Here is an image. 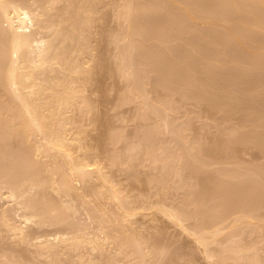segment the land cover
<instances>
[{
  "label": "rangeland",
  "instance_id": "rangeland-1",
  "mask_svg": "<svg viewBox=\"0 0 264 264\" xmlns=\"http://www.w3.org/2000/svg\"><path fill=\"white\" fill-rule=\"evenodd\" d=\"M42 1H26L31 4V8H36L33 10L46 9L45 14L42 11L44 14L42 17L37 12L40 19L46 17L45 21L41 19L43 23L40 21L42 26L48 25H45V28L43 26L46 29H43L44 31L41 29L42 26L39 27L43 32L39 33L38 31V33L42 37L47 35L46 37L50 39L48 40L53 42L51 46L52 44L54 46L50 51L56 50L57 55L55 57V53L49 51V54H53L52 56L48 54L50 57L56 59L58 56L59 62L63 61L64 63L67 59L70 63L66 62V66L64 64L65 67L62 68L63 63L61 62L60 66L59 62H56L53 64L56 66L58 64V67L54 66L52 69L51 62L53 61L50 58V67V63H46L44 64L45 68L42 66L40 70L35 67L33 70H40L36 73L38 74V77L35 76L36 80L33 77L36 71L31 76V72L28 73L31 71L28 70L31 67H28L27 74L30 76H26L33 77L32 81L35 80L37 87L41 81L39 79H42L41 72L44 71L42 74L47 75H42L43 80L46 77L47 81H44L41 86L43 89L42 87L45 85L46 89L43 90L46 92L43 93L40 89L41 93L38 87V92H36L37 89L35 90L36 94L39 93L36 95L37 97H33L35 93L30 95V91L27 89L33 88L34 92L36 84L32 83L30 78L28 81L31 85L26 84L28 81L24 76L19 79L26 81L25 83L22 81L26 87H24L26 91L22 88L25 91L24 94L22 93L25 95V99L29 96H32L33 99L36 97L35 103H38L40 99L41 101L48 100L46 103L43 102L44 100L42 101L44 108L52 103L46 109L40 104L41 101L38 104L42 107L41 110L40 106L33 107L36 109L40 107L38 108L39 112L44 110L42 113L44 119L48 114L52 117L54 113L53 118L56 120L48 118L45 121L53 120L52 123L56 121L55 126L53 124L55 129L58 131L64 129L63 132L67 131L68 133L60 135V131L57 134V131L54 130L56 133L54 135V131L52 133L54 127L49 122L47 123L49 126L45 125L44 127L46 130L43 127L39 129V131H43L42 134L39 131L36 134L38 127H35L36 129L33 127L35 130L33 132L31 129L35 125L32 123H37L40 118L34 117L35 121L33 122L31 114L33 110H31L32 112L27 110L28 116L32 119V121L30 120L32 125L30 124V133L27 132L26 135L25 132L29 131L26 130L28 124L23 129L25 126L19 121L20 119L18 122L14 121L15 119L17 121L20 116L26 115H20L21 112L17 114L18 110H23L19 108L23 105L16 102L19 100L20 103V99L14 96L17 95V92H14L15 84H10V79L4 78L2 76L4 71L0 69V77L4 82L1 81V83L5 84V87L0 86V90L3 88V92L0 91V94H5L4 98V94L0 96V106L4 104L13 107L15 106L13 103L19 105L18 110L16 106V111L13 110V113L17 112L15 113L17 117L10 114L12 108H0L4 111H0V180L4 185L1 186L0 183V187L1 189L5 188L0 189V264H264V28H262L264 27V0H261L263 4L260 0H235V3L234 0H229L230 4H228V0H186L189 5L195 1V7L193 5V7H189L187 3V6L184 5L182 2L184 0H173L174 2L171 0V3L168 0H155V2L154 0H150V2L148 0ZM231 2L234 5L237 3V7L240 6L239 15L241 14V16L234 10L236 8L231 6ZM177 3L181 6H178ZM173 4L180 8L177 10ZM196 4L198 5L196 6ZM136 6L137 8L142 6L141 10L134 8ZM191 7L193 11L194 8L197 9L196 12L200 11L204 20H199L201 19L200 15L199 19L193 17L192 11H190L192 9L189 10ZM145 8H149L148 11H144ZM182 8L187 13H181ZM237 9L240 10L239 7ZM260 9L263 11L260 12ZM248 12H251L250 15ZM130 13L133 16L132 14L130 16ZM189 13L192 16H189ZM127 15L129 16L127 17ZM253 15L260 22L263 19L261 25L258 24L262 29L257 27V23L255 25L252 23L255 20ZM188 17L194 18V20L196 18L198 21ZM77 20L79 21L77 22ZM56 29L59 30V35L56 34ZM250 30H255V34ZM81 31L84 32L80 34ZM130 32L131 34H129ZM54 34L58 36H54ZM69 35L71 36L69 37ZM58 37L61 38V42ZM77 37H79L78 39L82 38L83 41L82 39L76 40ZM257 37L258 39H256ZM84 40L88 45L84 43ZM3 41L0 38V53L4 50L1 49V45L4 46L6 43ZM79 42L86 44L90 49L83 45L81 47ZM8 44L9 42L6 43L7 46ZM68 49L69 51H67ZM60 50L62 54L57 52ZM80 50L84 53L88 52L87 55L82 54ZM63 53H66V56ZM233 53L237 54V57ZM7 57L8 55L4 59L0 58L7 60ZM79 63L85 65V68L88 66L89 71H86L84 67L83 69ZM77 64L81 70L77 71L75 75ZM69 65H72V68H69L72 71L76 69L73 73L71 72V75L75 76L71 77L75 79L72 81L69 80L71 78L65 77L71 76L70 70H64ZM26 68H23L22 72L20 71L21 74L26 73ZM59 78L64 82H60ZM71 82H75V85ZM9 85L14 86L13 92L8 89ZM53 85L54 89L51 87ZM4 88H7L6 91ZM49 88L52 92L50 96L47 93ZM7 91L10 95L5 93ZM33 92L31 91V93ZM56 92L58 95H55ZM40 93L48 97H41L38 100ZM59 93H62L61 96ZM8 95L13 96L11 100H8L10 99ZM51 96L55 97H52L53 102L48 99ZM2 98L4 101L1 102ZM14 98L17 99L14 100ZM61 99H64V103L67 100V104L65 103L67 108L62 105L63 102L60 103ZM30 102L32 103V98ZM54 103L58 106L53 107ZM70 103L71 105H69ZM29 107L32 108L31 105ZM24 108L26 110V107ZM36 109H34L35 112ZM47 109L53 113L51 114ZM6 112L5 116L9 115L8 117L3 116ZM40 114H37V117ZM25 120L26 118H24L23 124ZM45 121L41 117V120L38 121L40 124H35L41 126L43 125L41 123ZM26 122L28 123V121ZM16 123H20L22 126L19 124L18 127ZM57 123H60L58 127ZM3 126L6 128L8 126V128ZM15 127L22 129L17 130ZM51 127L53 128L50 129ZM16 130L18 133L22 132L21 135L24 138L22 136L21 138L26 141L16 136H20V134L14 133ZM31 133H35L36 136ZM51 135H58L57 140L60 138L65 141L73 159L71 156L67 157L65 151H60V149L57 151L49 142H47L48 146L46 141L50 140ZM26 136H30L28 144ZM62 136L66 139H63ZM53 137L52 139L55 141L56 139ZM40 143L42 145L44 143V146H40ZM32 144L34 148L37 147L35 150L42 147L41 150L36 151V154H39L37 159H34L36 154L33 147H30ZM45 145L47 146L45 147ZM27 147L33 151L32 155L35 154L30 158L31 154L28 153V157L26 153L29 162L24 158V152L28 150ZM42 150L43 152H41ZM53 150L56 154L53 153ZM78 157L79 159H76ZM80 157L83 158L82 161L85 159L90 165L85 168L86 166H83L85 161L81 162V169H86L88 172L90 169V173L85 170V172L82 170L79 172V166L77 169L71 167L72 165L77 166L81 161ZM70 158L73 160L72 164L71 160L66 163L65 160ZM91 161L95 165H92ZM29 165L31 167L35 165L36 170L38 168L40 173L35 169L34 172ZM53 165L56 166L53 167ZM98 165L103 169L96 168ZM93 166L95 170L92 169ZM28 168L31 169L30 172H28ZM18 169L21 170L20 174ZM96 170L100 173L99 176ZM31 171L34 172L33 175ZM73 171H77L74 172L76 174ZM77 173L81 177H78ZM63 174H67V176L64 177ZM106 174L109 178L106 177V179L110 183L104 179ZM29 175H32L31 183L37 175L36 177H39L34 180H38L42 176L40 180L43 182H40H48L51 187L47 183V186L38 183L39 186L38 184L36 186L38 190L34 191L36 188L34 185L29 187L31 184L28 183V181L30 182ZM84 175L87 177L90 175V177L87 178ZM22 176L25 178L27 176L28 179ZM46 177L48 180L45 179ZM23 179L25 180L22 182ZM60 180L64 182L61 183ZM67 180L71 185H67L69 182L66 184ZM59 181L63 185H59ZM13 182L17 186V183H21L19 186L22 189L18 187V191L29 187L27 189L29 192L25 191L26 194L23 192L22 195L21 193L23 197L19 196L18 200H13L9 194L11 193L9 188L12 189ZM111 182L113 183L111 184ZM115 185L116 188L112 187ZM13 186L15 187V185ZM62 186H65V189ZM40 187L43 188L40 189ZM68 188L73 191H69ZM34 192L37 193L36 196ZM41 193H45L43 196L47 200L42 198ZM115 193H120L119 202L118 194L116 196ZM31 194H34V197ZM26 195L29 199L32 197L34 201L29 202L31 200L28 201ZM42 199L43 201H41ZM23 200L28 202L24 207H21L20 205H24ZM35 202H38L36 208L41 210L43 208L44 211L46 206L45 209L48 207L47 210L50 211L49 213H46V210L42 211L45 215L42 224L43 215L40 216L41 219L39 216L38 219H35L37 213L40 214V212H36L33 217L35 220L32 219L31 222L34 223L24 222L23 218L19 219V213L28 214L29 212L26 211H30L29 208L31 209L29 215H32ZM28 203H33V206L28 205L26 208ZM50 204L52 205L50 206ZM16 207V212H14ZM36 208L35 210H38ZM234 211H241L240 217L249 212L250 217H246L247 219L244 220L242 216L243 220H240L237 216L238 212ZM243 211L247 212L243 213ZM229 213L232 215L230 214L229 218L227 216L228 219L221 223L224 224L221 227L223 230L218 225L222 232L220 229L217 231L216 224L220 223V219ZM171 214L172 216L175 214L173 216L175 219ZM16 215L18 217H15ZM54 215L57 216V220L61 219L59 223L55 221L56 225L52 220V222L50 221L51 217L52 219L55 217ZM128 215L130 216L128 217ZM64 217L67 220H62ZM178 217L184 220L181 221ZM236 217L239 218V221H237L238 218L236 219L237 223ZM10 219L11 223L16 219L14 224L18 222V224L24 225V231L16 233L12 229L13 227L11 228L13 224L10 223ZM54 219L56 220V217ZM217 221L218 223H216ZM225 225L226 228H224ZM205 226L211 228L208 230V227ZM213 229L216 230L215 233H218L217 238L211 235V240L208 238L209 240L205 239L203 242L198 237L203 236L206 231L208 236V233L213 232ZM57 233L67 234L74 238L69 236L71 243H67V240V244L64 241L55 240L53 244L49 242L52 245L50 248L48 244V247L42 246L35 240V237L43 234L52 240ZM215 233L213 232L214 235ZM43 247L46 248L43 249Z\"/></svg>",
  "mask_w": 264,
  "mask_h": 264
},
{
  "label": "bare ground",
  "instance_id": "bare-ground-1",
  "mask_svg": "<svg viewBox=\"0 0 264 264\" xmlns=\"http://www.w3.org/2000/svg\"><path fill=\"white\" fill-rule=\"evenodd\" d=\"M26 1H28V0H0V38H2V40H4L3 42H5V41H6V43L9 42L8 46L6 45V43H5L4 46L1 45V46H2L1 49H4V50L0 53V57H1V58L3 57V59H4V57L8 55V57L6 58V59L8 60V62H7V60H3V59H2V60L4 61V62H3V61L1 60V58H0V69H2V71H4V72L2 73V76H4V78L7 77L8 79H10V84H11V83L15 84V85H14L15 87L12 86L13 84L11 85V86H12V89L10 88L11 86L9 85L10 87H9L8 89H9L10 91L13 92V91H14V88H15V91H14V92H17V95H18V96H17V95H14V96L17 97V98L19 97L18 99H20V103H19V100H17L16 102H17L18 104H20L21 106L23 105L22 107H20V106L17 105L16 103H13V104H15L16 109H17L18 106H19V108H21L20 110L23 109L22 111H19V110L17 109V110H18V111H17L18 113H17V112H15V113L19 114V113L21 112L20 115H25V114H26L27 117H26V115H25V116H20V117H21V118H20L19 115H18L19 118H18L17 121H16V119H15L14 117H15V116L17 117V115H16L15 113H13L14 111H16V110H15V106H13V107H14V108H13V107H10L11 105H10V106L8 105V106H9V107H8L7 105L5 106V105L3 104L4 106L2 105V106H0V108H2V107H4V108L7 107V108H9V109L12 108V112H11L10 114H11V115L14 114V117L11 118V117H12V116H11L10 118H11V119H15V120H14L15 122H18V120L20 119L19 121H20V122L22 123V125H24V126L28 124L27 126H28L29 128H28V127L26 128V126H25L23 129L26 128V130H27V129L29 130V129H31V128H30V127H31L30 124L32 123V122L30 123V120L32 121V119H33L34 117L37 118V119L40 118L39 120H41V117H42V120H44V121L47 120L48 118H52L53 120H56V118H55V119L53 118L54 113L51 112L50 109H47V110H48V111L50 110L51 114L53 113V116L51 115L52 117H50V114L46 113V114L49 115V117H48V115L46 116V115L44 114V115L47 117V118L45 117L46 119H44V117L42 116V115H43L42 113H43L44 110L39 112V109H38V108L41 107L40 105H38L39 102L41 101L40 98H41V97L44 98L45 96H46V98L48 97L47 95H45V96H43V94L41 95L42 92L40 91L43 82H44V81H47L46 77H45L44 80H43V76H44L45 74L43 75L42 72H44V71L41 72V76H40V77H41L42 79H39L40 77L38 78L39 81L41 80V81H40V82H42L41 84H40V82H39L38 79H37V81L39 82V83L37 82V83H38V87H39V91L41 92L40 95H39V98H38V100H39V99H40V100H39V101L37 100L38 103H37V102L35 103V101H36L35 99H36V97H37L36 95H38L39 93H38V94L35 93V90H36V89H37L36 92H38V87H37V84H36L34 81L36 80V77H38V74H36V73H38L42 68H45V67H44V64H46V63L49 64V63H50V60H51L50 58H52L51 61H53V62H51V63H52V66H51V67H53L52 69H54V66H56V64L54 65L53 63H56V62H59V61H58V56H57V58H56L57 60L54 59V57H50V56H49V55L52 56V55L55 53V51H56V50L54 51V49H53L52 51H50V50H51V47L54 46V44H52V46H51V43H53V42H52V41H49L50 39L46 37L47 35H45L44 37H42V35L39 34V33L41 32L40 28H41L42 23H43V21H41V19H42V20L44 19V21H45V19H46V17L40 19V18H39V15H41L40 17H42V15L45 14V10H46V9L43 10L44 8H39V7H37V8H39L37 11H36V10H33V9H36V8H31V7H32L31 4L28 3V2H26ZM41 1H42V0H41ZM132 1H133V0H132ZM137 1H138V0H137ZM148 1L150 2V0H148ZM168 1H170V3H171V0H168ZM172 1H173V0H172ZM184 1H185V3H184ZM184 1H182L184 5H186V3H187L189 7L192 6V5L194 6L195 1H194V3H193L192 5H189V3L187 2L188 0H187V1L184 0ZM228 1H229V0H228ZM230 1H231V0H230ZM230 1H229L228 4H230ZM247 1H248V0H247ZM260 1H261V0H260ZM42 2H43V1H42ZM154 2H155V0H154ZM156 2H157V1H156ZM173 2H174V1H173ZM179 2H180V1H179ZM179 2H178V3H179ZM182 2H180V3H182ZM197 2H198V1H197ZM222 2H223V1H222ZM233 2L235 3V0H234ZM240 2H241V1H240ZM258 2H259V1H258ZM263 2H264V1H263ZM263 2L261 1V4H263ZM139 3H140V2H138V4H139ZM152 3H153V2H152ZM152 3H151V4H152ZM164 3H165V1H164ZM170 3H169V5H170ZM178 3H177V4H178ZM202 3H203V2H202ZM220 3H221V2H220ZM223 3H224V2H223ZM223 3H222V4H223ZM234 3L231 2V6L233 5V8H236V9H234V10H236V13L239 15V12L241 11L240 6L238 5V7H239V9H240V10H238V9H237L238 7L236 6L237 3H236V5H234ZM29 4H30V5H29ZM128 4H129V3H128ZM151 4H150V5H151ZM166 4H167V3H166ZM203 4H204V3H203ZM213 4H214V3H213ZM124 5H125V4H124ZM139 5H140V4H139ZM139 5H138V6H139ZM153 5H154V4H153ZM171 5H172V4H171ZM175 5H176V4H175ZM175 5L173 4V7H176L177 10L180 8V7H178V6H181V5H179V4H178V6H177V5L175 6ZM197 5H198V4H196V6H197ZM205 5H207V4H205ZM217 5H218V4H217ZM263 5H264V4H263ZM30 6H31V7H30ZM44 6H45V5H44ZM44 6H42V7H44ZM126 6H127V4H126ZM186 6H187V5H186ZM193 6H192V7H193ZM224 6H225V5H224ZM231 6H230V7H231ZM154 7H155V5H154ZM170 7H171V6H170ZM192 7L189 8V10L192 9V10H190V11H192L193 17H196L197 19H199L200 16H201L200 13H199L200 11H199V12H198V11L196 12L197 9L194 8V9H195V10H194L195 13L198 15V16H197V15L194 13ZM194 7H195V6H194ZM202 7H203V6H202ZM202 7H201V8H202ZM243 7H244V6H243ZM257 7H258V6H257ZM134 8H137V6L134 7ZM141 8H142V6H141ZM141 8L139 7V8H137V10H141ZM233 8H232V9H233ZM40 9H42V10H40ZM48 9H49V8H48ZM148 9H149V8H147V9L145 8L144 11H146V10L148 11ZM168 9H169V7H168ZM170 9H172V8H170ZM198 9L200 10V7H199ZM203 9H204V8H203ZM262 9H263V8H262ZM262 9H260V12H261ZM129 10H130V9H129ZM134 10H135V9H134ZM152 10H153V7H152ZM182 10H183V11H181V13H187L186 11H184L183 8H182ZM237 10H238V12H237ZM249 10H250V8H249ZM40 11H41V12H40ZM42 11H44V14H43ZM126 11H127V10H126ZM135 11H136V10H135ZM135 11H134V12H135ZM206 11H207V10H206ZM245 11H246V9H245ZM256 11H257V10H256ZM262 11H263V10H262ZM37 12L39 13V15H38ZM129 12H130V11H129ZM131 12H132V11H131ZM134 12H133V14H134ZM260 12H259V13H260ZM41 13H42V14H41ZM181 13H180V14H181ZM248 13H249L248 15H250L251 12H248ZM252 13H253V12H252ZM131 14H132V13H130V16H131ZM133 14H132V16H133ZM192 14L189 13V16H190V15L192 16ZM194 14H195L196 16H195ZM262 14H263V13H262ZM185 15L188 16V14H185ZM199 15H200V16H199ZM251 15H252V14H251ZM128 16H129V15H127V17H128ZM183 16H184V14H183ZM239 16H241V14H240ZM73 17H75V16L73 15ZM161 17H162V16H161ZM179 17H180V16H179ZM202 17H203V16H201V19H199V20H202V19L204 18V17H203V18H202ZM242 17H243V16H242ZM242 17H241V18H242ZM246 17H247V16H246ZM261 17H263V16H261ZM261 17H260V18H261ZM188 18L191 19L190 17H188ZM196 18H195V20H194V18H192V19H193L194 21H198ZM260 18H259V19H260ZM72 19L74 20V18H72ZM192 19H191V20H192ZM253 19H255V18H254V15H253ZM132 20H133V17H132ZM203 20H204V19H203ZM256 20H257V22H256ZM260 20H261V19H260ZM40 21H41L42 23H41ZM78 21H79V20H77V22H78ZM245 21H246V20H245ZM254 21H255V22H254ZM254 21H253L252 23H253L254 25L257 23V24H256L257 27L260 28V25H261V22L263 21V19H262V21L260 22V21L258 20V18L256 17V19H255ZM258 21H259L260 23H259ZM74 22H75V21H74ZM80 22H81V21H80ZM173 22H174V21H173ZM39 23H40L41 25H40ZM82 23H83V22H82ZM82 23H80V24H82ZM85 23H86V22H85ZM85 23H84V24H85ZM239 23H240V21H239ZM69 24H70V23H69ZM74 24H75V23H74ZM80 24H79V26L82 27ZM87 24H88V23H87ZM87 24H85V25H87ZM237 24H238V23H237ZM253 24H252V25H253ZM258 24H260V25H258ZM263 24H264V23H263ZM45 25H46V24L43 25L44 28H45ZM51 25H52V24H51ZM66 25H67V24H66ZM239 25H240V24H239ZM241 25H242V24H241ZM43 26H42V28H41L42 30L44 29ZM46 26H48V25H46ZM63 26H64V25H63ZM67 26H68V25H67ZM243 26H244V25H243ZM39 27H40V28H39ZM64 27H66V26H64ZM255 27H256V26H255ZM47 28H48V27H47ZM49 28H51V27H49ZM56 28H57V27H56ZM68 28H69V27H68ZM70 28H71V27H70ZM259 28H258V29H259ZM262 28H264V27H262ZM262 28H260V29H262ZM59 29H60V28H59ZM72 29H73V28H72ZM75 29H76V26H75ZM80 29H81V28H80ZM82 29H83V28H82ZM85 29H87V28H85ZM247 29H249V28H247ZM44 30H46V29H44ZM44 30H43V31H44ZM51 30H52V29H51ZM56 30H57V32L59 31L58 29H56ZM69 30H71V29H69ZM256 30H257V29H256ZM38 31H39V33H38ZM43 31H42V32H43ZM66 31H67V30H66ZM78 31H79V30H78ZM78 31H77V32H78ZM84 31H85V30H84ZM84 31H81L80 34H82ZM254 31H255V30H253V31L250 30V32H253V33H254ZM42 32H41V33H42ZM51 32H52V31H51ZM53 32H54V31H53ZM57 32H56V34L59 35L60 32H58V33H57ZM68 32H69V31H68ZM75 32H76V30H75ZM79 32H80V31H79ZM248 32H249V30H248ZM45 33H46V32H45ZM73 33H74V32H73ZM134 33H135V32H134ZM38 34L41 35V36H39ZM56 34H54V36H55ZM67 34H69V33H67ZM70 34H71V32H70ZM76 34H78V33H76ZM129 34H131V32H130ZM233 34L235 35V37L237 36L235 32H234ZM254 34H255V33H254ZM58 35H56V36H58ZM64 35H66V34H64ZM132 35H133V32H132ZM137 35H138V32H137ZM251 35H252V34H251ZM70 36H71V35H69V37H70ZM79 36H80V35H79ZM86 36H87V35H86ZM86 36H85V37H86ZM252 36H253V35H252ZM45 37H46V38H45ZM73 37H74V36H73ZM231 37H232V36H231ZM238 37H239V36H238ZM255 37H256V36H255ZM259 37H260V36H259ZM261 37H262V36H261ZM62 38H63V37H62ZM66 38L68 39V36H67ZM78 38H79V37H77L76 40H81V39H82V38H81V39H78ZM240 38H241V37H240ZM240 38H239V39L236 38V39L241 40ZM48 39H49V40H48ZM58 39H59V41L61 40L60 37H58ZM84 39H86V38H84ZM256 39H258V37H257ZM261 39H262V38H261ZM55 40H56V38H55ZM64 40H65V39H64ZM64 40H63V41H64ZM70 40H71V39H70ZM86 40H87V39H86ZM86 40H84V43L87 44V41H86ZM246 40H247V39H246ZM48 41L50 42V45H49V42H48ZM82 41H83V39H82ZM89 41H90V40H89ZM1 42H2V41H1ZM60 42H61V41H60ZM76 42H78V41H76ZM90 42H91V41H90ZM227 42H228V38H227ZM232 42H234V41H232ZM240 42H241V41H240ZM258 42H259V41H258ZM57 43H58V42H57ZM64 43H66V42H64ZM80 43H81V42H79V44H80ZM79 44H78V45H79ZM86 44H83V43H82V44H80V46L83 45V46H85V47H87V48L90 49V47L87 46L88 44H87V45H86ZM59 45H62V44L59 43ZM59 45H58V46H59ZM69 45H70V43H69ZM90 45H91V44H90ZM90 45H89V46H90ZM255 45H256V44H255ZM258 45L260 46V45H262V44H258ZM5 46H7V47H5ZM70 46H71V45H70ZM80 46H79V47H80ZM4 47H5V48H4ZM65 47L67 48V46H65ZM74 47H75V46H74ZM81 47H82V46H81ZM261 47H262V46H261ZM261 47H260V48H261ZM263 47H264V46H263ZM52 48H53V47H52ZM239 48H240V47H239ZM5 49H6V51H5ZM7 49H8V50H7ZM80 49H85V48H80ZM233 49H234V48H233ZM233 49H232V50H233ZM237 49H238V48H237ZM258 49H259V48H258ZM77 50H78V49H77ZM86 50H87V49H86ZM243 50H244V49H243ZM248 50H249V49H248ZM252 50H253V49H252ZM262 50H263V49H262ZM4 51H5V52H4ZM49 51H50L51 53H53V54H49ZM63 51L66 52L65 50H63ZM67 51H69V49H68ZM83 51H85V50H83ZM89 51H90V50H89ZM234 51H235V50H234ZM236 51H238V50H236ZM249 51H250V50H249ZM57 52L61 53V50H60V51H57ZM70 52H71V49H70ZM77 52H78V51H77ZM80 52H81V50H80ZM85 52H87V51H85ZM240 52H241V50H240ZM244 52H245V50H244ZM247 52H248V51H247ZM252 52H253V51H252ZM263 52H264V50H263ZM59 53H58V54H59ZM67 53H68V52H67ZM81 53L83 54L84 52H81ZM87 53H88V52H87ZM87 53H84V55H87ZM242 53H243V52H242ZM2 54H3V55H2ZM6 54H7V55H6ZM48 54H49V55H48ZM61 54H62V53H61ZM63 54H65V56H66V53H63ZM237 54H238V52H237ZM237 54L234 55V53H233V55L236 56V57H237ZM245 54H246V53H245ZM253 54H254V53H253ZM56 55H57V53H55L54 56L56 57ZM247 55H248V54H247ZM249 55H251V54H249ZM259 55H260V52H259ZM262 55H263V54H262ZM60 56H61V55H60ZM60 56H59V57H60ZM241 56H242V55H241ZM243 56H244V55H243ZM263 56H264V55H263ZM68 57H69V55H68ZM251 57H252V55H251ZM62 58H63V57H62ZM65 58H66V57H65ZM246 58H247V57H246ZM249 58H250V57H249ZM53 59H54L55 61H54ZM60 59H61V58H60ZM68 59H69V58H68ZM70 59H71V58H70ZM70 59H69V60H70ZM239 59H240V56H239ZM242 59H243V57H242ZM262 59H263V57H262ZM61 60H63V59H61ZM61 60H60V61H61ZM64 60H65V59H64ZM87 60H88V59H87ZM247 60H249V59H247ZM1 61H2V62H1ZM250 61H252V60H250ZM61 62L63 63V61H61ZM61 62L58 63L60 66H61V64H62ZM66 62H68L67 59H66ZM66 62H64V63L62 64V65H63L62 68L66 66V64H67ZM76 62H77V61H76ZM86 62H88V61H86ZM253 62H254V61H253ZM51 63L49 64V67H50ZM60 63H61V64H60ZM65 63H66V64H65ZM69 63H70V62H68V64H69ZM254 63H255V62H254ZM262 63H263V62H262ZM58 64H57L56 67H58ZM64 64H65V66H64ZM80 64H81V63H79V65H80ZM79 65H78V64L76 65V69H77V70L75 69L76 71L73 69V71H75L74 74L77 73V71H80V70H81V69H80L81 67L83 68V67L85 66V65H84V66H83V65H80V66H81V67H80ZM253 65H254V64H253ZM42 66H43V67H42ZM69 66H70V67H69ZM69 66H68V68H65L64 70H67V69H68V71L70 70L69 73H70V75H71V74L73 73V71H72V69H69V68H72V65H69ZM73 66H74V65H73ZM25 67H27V68L25 69V70H26V73L24 74V72H23V73H22L23 75H22V74H21L22 69L25 68ZM28 67H29V68L31 67V68H33V69H31V68L28 69ZM35 67H38L39 69H40V67H42V68H41L40 70H39L38 68H36V69H38L39 71L35 70V71H36V72H35V71H33V70L35 69ZM79 67H80V68H79ZM73 68H74V67H73ZM84 68H85V67H84ZM84 68H83V69H84ZM87 68H89V67L87 66ZM87 68H85L86 71H87V70L89 71V69H87ZM27 69H28V70H31V71H28ZM55 69H56V68H55ZM83 69H82V70H83ZM25 70H23V71H25ZM43 70H44V69H43ZM57 70H58V68H57ZM20 71H21V72H20ZM27 71H28V73H29V72L32 73V74L30 73L31 76H32L33 73L35 72V73H34V76H33L35 80L32 81L33 77H28V76H26V75H29V74H27ZM83 71H85V70H83ZM0 72H1V71H0ZM62 72H63V71H62ZM65 72H66V71H65ZM71 72H72V73H71ZM81 72H82V71H81ZM82 73H83V72H82ZM90 73H91V72H90ZM3 74H4V75H3ZM20 74H21V77H20ZM39 74H40V73H39ZM47 74H49V73H47ZM58 74H59V73H58ZM58 74H57V75H58ZM88 74H89V73H88ZM30 75H29V76H30ZM42 75H43V76H42ZM66 75H67V73H66ZM75 75H76V74H75ZM23 76L27 79V81H28V78H30L29 80H30L32 83L34 82V83L36 84V88L34 87V88H35V89H34V92H33V90H32L33 88H30V89L27 88V89H28V91H30V92H29L30 95H32V94L35 93V94L33 95V97L36 96L34 99H33L32 96H31V97H30L29 95H28V96L30 97V100H31V98H32V103L37 104V105H33V104L30 102V100L28 99L29 97H27V95H26L27 98L25 99V97H24L25 95H23V94H24L23 92L26 91V89H25L26 87L24 86L23 82L25 83L26 81L23 80V79H21V80L23 81V82H22V81H20V79H19V78H22ZM35 76H36V77H35ZM45 76H47V75H45ZM60 76H61V75H60ZM65 77H67V78H71V77H75V76L71 75L70 77H68V76H65ZM67 78H64V79L66 80ZM45 79H46V80H45ZM59 79H60V78H59ZM62 79H63V77H62ZM42 80H43V81H42ZM48 80H49V79H48ZM69 80L72 81V80H75V79L71 78V79H69ZM76 80H77V79H76ZM1 81H2V83H4L3 80H2V78L0 77V86L2 85L1 87H3V86L5 87V84H2ZM50 81H51V80H50ZM56 81H58V80H56ZM61 81H63V80L60 79V82H61ZM67 81H68V80H67ZM54 82H55V81H54ZM63 82H64V81H63ZM65 82H66V81H65ZM28 83H29V81H28L26 84H28ZM55 83H56V82H55ZM57 83H58V82H57ZM71 83H72V82H71ZM74 83H75V82H74ZM74 83H72V84H74ZM50 84H51V83H50ZM29 85H31V83H29ZM39 85H40V86H39ZM58 85H59V84H58ZM62 85H63V84H62ZM74 85H75V84H74ZM33 86H35V85L33 84ZM70 86H71V85H70ZM70 86H69V87H70ZM13 87H14V88H13ZM24 87H25V88H24ZM27 87H28V85H27ZM29 87H31V86H29ZM51 87L53 88L54 85L51 86ZM56 87H58V86H56ZM62 87H63V86H62ZM22 88H24L25 91H23L24 89L22 90ZM42 88L44 89V88H45V85H44V87H42ZM60 88H61V87H60ZM60 88H59V91H60ZM63 88H64V87H63ZM71 88H72V87H71ZM4 89H5V88H4ZM6 89H7V88H6ZM6 89H5V91H6ZM43 89H41V90L43 91V93H45L46 91L44 92V90H45L46 88H45L44 90H43ZM50 89H51V88H49V90H50ZM53 89H54V88H53ZM53 89H52V90H53ZM61 89H62V88H61ZM2 90H3V88H2L0 91H2ZM21 90H22V91H21ZM49 90H48L47 93H48L49 96H50V95L52 94V92H51V90H50V93H49ZM55 90H56V88H55ZM66 90H67V86H66ZM31 91H32L33 93H31ZM56 91H58V90H56ZM68 91H69V90H68ZM70 91H71V90H70ZM2 92H3V91H2ZM12 92H11V93H12ZM64 92H66V91H64ZM5 93H8V94H9V91H7V92H5ZM22 93H23V94H22ZM47 93H46V94H47ZM3 94H4V93H3ZM3 94H0V96H3ZM26 94H27V93H26ZM61 94H62V93H59L60 96H61ZM6 95H7V94H6ZM9 95H10V94H9ZM9 95H8V96H9ZM53 95H54V94H53ZM55 95H58L57 92H56ZM64 95H65V94H64ZM64 95H62V96L65 97L66 95H65V96H64ZM68 95H69V93H68ZM71 95H72V94H71ZM69 96H70V95H69ZM69 96H67V97H69ZM72 96H73V95H72ZM4 97H5V94H4L3 98H4ZM12 97H13V96H12ZM12 97L9 96L10 99H8V100H11ZM52 97H53V96H51V98H48V99H49V101L52 100V102H53ZM63 97H62V98H63ZM75 97H76V96H75ZM3 98L1 99V102H2ZM17 98H14V100L17 99ZM46 98H45V99H46ZM53 98H55V97H53ZM57 98H58V97H57ZM59 98H60V97H59ZM50 99H51V100H50ZM66 99H67V98H66ZM66 99H65V100H66ZM68 99H69V98H68ZM28 100H29V101H28ZM43 100H44V99H43ZM43 100H42V101H43ZM54 100H55V99H54ZM61 100H62V99H61ZM72 100H73V99H72ZM3 101H4V100H3ZM33 101H34V102H33ZM42 101L40 102V104H41L42 107L44 108V106H43V102L46 103V101H48V100H44L43 102H42ZM66 101H67V100H66ZM66 101H65V103H66ZM70 101H71V100H70ZM6 102H7V101H6ZM12 102H13V101H12ZM29 102H30V104H29ZM57 102H58V101H57ZM61 102H63L62 105H64V107H66V104H67V103H66V104L64 103V99H63L62 101H60V103H61ZM68 102H69V101H68ZM21 103H22V104H21ZM49 103H50V102H49ZM0 104H1V103H0ZM5 104H6V103H5ZM7 104H8V103H7ZM10 104H12V103L10 102ZM51 104H52V103H50V104H48V105L51 106ZM56 104H57V103H56ZM29 105H31L32 108H30ZM69 105H71V103H70ZM33 106H34V107L40 106V107H38V108L36 109V108H34ZM49 106H45V107L47 108V107H49ZM52 106H53V107L56 106L55 103H54V105H52ZM57 106H58V105H57ZM57 106H56V107H57ZM59 106H60V105H59ZM24 107H26V110H25ZM42 107L40 108V110L42 109ZM67 107H68V106H67ZM67 107H66V108H67ZM46 108H44V109H46ZM50 108H51V107H50ZM34 109H36V110L38 111V113H37V111L35 112ZM55 109H56V108H55ZM55 109H54V110H55ZM59 109H60V108H59ZM61 109H62V108H61ZM61 109H60V110H61ZM1 110H2V109H0V111H1ZM5 110H6V109H5ZM13 110H14V111H13ZM27 110H28V112H32L31 110H33L34 113H33V112L31 113L33 116L30 115V116H32V119H30V117L28 116L29 114L26 112ZM52 110H53V109H52ZM54 110H53V111H54ZM56 110H57V109H56ZM2 111H3V110H2ZM7 111H8V110H7ZM9 111H10V110H9ZM23 111H24V112H23ZM45 111H46V110H45ZM48 111H47V112H48ZM3 112H4V111H3ZM3 112H2V113H3ZM25 112H26V113H25ZM58 112H59V110H58ZM58 112H57V113H58ZM22 113H23V114H22ZM35 113H37V114H40V113H41V114L38 115L39 117H37V114H35ZM57 113H56V115H57ZM0 114H1V112H0ZM5 114H7V112L4 113V115H3L4 117H8V116H9V115H6V116H5ZM34 114H35L36 116H35ZM3 116H2V117H3ZM0 117H1V116H0ZM22 117H23V119H22ZM28 117H29V120H27ZM58 117H59V116H58ZM24 118H26L25 122L28 121V123L26 122V124H25V122H24V124H23ZM60 118H61V117H60ZM7 119H8V118H7ZM57 119H58V118H57ZM39 120H38V121H39ZM49 120H50V119H49ZM53 120H52V121H53ZM2 121H3V120H2ZM7 121L9 122L10 119L7 120ZM7 121H6V122H7ZM11 121H12V120H11ZM14 121H13V124H15ZM34 121H35V120L33 119V122H34ZM36 121H37V120H36ZM38 121H37V123L40 124V122H38ZM52 121H51V122L49 121V122L52 123ZM60 121H61V120H60ZM0 122H1V121H0ZM3 122H4V121H3ZM3 122H2V123H3ZM41 122H42V121H41ZM49 122H48V121H45L44 123H41V124H43V125H41V126H40V125H36V124H37L36 122H35L36 124H35V123H32V124H34L35 126H32V129H31V130H33V127H34V128H35V127H38V128H37L38 130H36V134H37V131H39V129H42V127L44 128L45 125L47 126V125H48L47 123H49ZM55 122H56V121H55ZM55 122L52 123V126H53V124H54V126H55V124H56ZM2 123H1V125H2ZM62 123H63V122H62ZM5 124H6V123H5ZM10 124H11V123H9V125H10ZM13 124H12V125H13ZM19 124H20V123H18V124L16 123V126L19 127V126L21 125V124H20V125H19ZM32 124H31V125H32ZM63 124H64V123H63ZM22 125H21V126H22ZM59 125H60V123H57L56 126L58 127ZM10 126H11V125H10ZM39 126H40L41 128H40ZM48 126H49V125H48ZM50 126H51V125H50ZM54 126H53V127H54ZM3 127H5V126H3ZM53 127H51L50 129H52ZM64 127H65V125H64ZM5 128H6V127H5ZM7 128H8V126H7ZM7 128H6V129H7ZM9 128H10V127H9ZM15 128H16V127H15ZM62 128H63V127H62ZM1 129H2V128H1ZM16 129L19 130V129H22V128L20 127V128H16ZM35 129H36V128H35ZM44 129H45V128H44ZM44 129H43V130H44ZM17 130H16V131H17ZM45 130H46V129H45ZM45 130H44V132H46ZM54 130H56L55 127H54V129H52V133H53ZM63 130H64V129H63ZM63 130H61V131L59 130V131H60V133H59L60 135H62V134H64V133L67 132V131H66V132H65V131L63 132ZM2 131H3V130H2ZM11 131H12V130H11ZM16 131H14L15 134H20V136L16 135L18 138L20 137V139H22L21 136L24 138V136L21 135L22 132H21V133H18V131H17V133H16ZM22 131H23V130H22ZM47 131H49L48 128H47ZM56 131H57V134H58L59 131H58V130H56ZM24 132H25V131H24ZM24 132H23V133H24ZM27 132L30 133V130L25 132L26 135H27ZM33 132H35V130H33ZM39 132H41V131H39ZM42 132H43V131H42ZM42 132H41V134H42ZM61 132H63V133H61ZM9 133H10V132H9ZM29 133H28V135H30ZM67 133H68V132H67ZM67 133H66V134H67ZM15 134H14V135H15ZM31 134H35V133H31ZM36 134H35L34 136H36ZM39 134H40V133H38V135H39ZM41 134H40V136H41ZM46 134H48V133H46ZM50 134H51V131H50L49 135H50ZM66 134H64V135H66ZM24 135H25V134H24ZM38 135H37V136H38ZM54 135H56L55 131H54ZM54 135H51V136L53 137ZM12 136H13V135H12ZM29 137H30V136H28V137L26 136V138H27V144H28V142H29V141H28ZM42 137H44V136H42ZM42 137H41V138H42ZM45 137H46V136H45ZM52 137H51V138L49 137L50 140H48V141L45 140L46 143H47V142L51 143L52 146H53L54 148L57 149V151H58L59 149H60V151H62V150L65 151V152L67 153V154H66L67 157H68V156H71V158H72V155H71L72 153H70V151L68 150V147H67V144L65 143V141L62 140V139H60V138L57 140L56 137L58 138V135L53 137V138L56 139L55 141H54V139H52ZM59 137H60V136H59ZM62 137H63V136H62ZM26 138H25V139H26ZM72 138H74V137H72ZM36 139H38V138L36 137ZM47 139H48V135H47ZM51 139H52V140H51ZM63 139H66V138L63 137ZM70 139H71V138H70ZM22 140H24V139H22ZM31 140H32V138H31ZM31 140H30V141H31ZM38 140H39V139H38ZM38 140H36V141H38ZM42 140H43V139H42ZM67 140H68V138H67ZM71 140H73V139H71ZM71 140H70V141H71ZM75 140H76V138H75ZM20 141H21V140H20ZM24 141H26V140H24ZM24 141H23V143H24ZM32 141H33V140H32ZM41 142H42V141H41ZM21 143H22V142H21ZM23 143H22V144H23ZM30 143H31V142H30ZM34 143H35V142H34ZM38 143H39V142H38ZM44 143H45V142H44ZM44 143H43V145H42V143H40V146L42 145V147H43V146H44ZM46 143H45V144H46ZM49 143H47L48 146H49ZM71 143H72V142H71ZM37 145H38V144H37ZM70 145H71V144H70ZM40 146H39V147H40ZM46 146H47V145H45V147H46ZM30 147H33V144H32ZM30 147H27V149H28L29 151H28V150L25 151L26 148H25V150H24L25 152L23 151V152L25 153V154H24V155H25L24 158L26 159V161H27V159H28V158H26L27 155H28V157H29V154H31V155H30V156H31L30 158H32V156L36 154V151H39V150L42 149V147H41L40 149L35 150V148H37V147H35V148L33 147V149H34L33 151H34L35 154L32 155L33 151H32V150L30 151V149H31ZM39 147H38V148H39ZM45 147H44V148H45ZM50 147H51V146H50ZM50 147H49V148H50ZM53 147H52V148H53ZM49 148H48V149H49ZM50 150H51V148H50ZM1 151H2V150H1ZM53 151H54L53 153H55V150H53ZM31 152H32V153H31ZM41 152H43V150H42ZM41 152H40V154H41ZM47 152H48V151H47ZM26 153H27V155H26ZM28 153H29V154H28ZM48 153H49V152H48ZM53 153H52V154H53ZM74 153H75V152H74ZM74 153H73V154H74ZM49 154H51V153H49ZM55 154H56V153H55ZM62 154H63V153H62ZM22 155H23V154H22ZM38 155H39V154H38ZM38 155L36 154L34 159H37V158H38ZM74 155H75V154H74ZM74 155H73V156H74ZM36 156H37V157H36ZM53 156H54V155H53ZM53 156H52V157H53ZM57 156H58V155H57ZM21 157H22V156H21ZM33 157H34V156H33ZM59 157H60V156H59ZM67 157H66V158H67ZM76 157H77V156H76ZM85 157H86V156H85ZM85 157H84V158H85ZM71 158L65 160V162L68 163L67 161H68V160H71ZM80 158H81V157H80ZM20 159H21V158H20ZM55 159H57V158H55ZM60 159H61V157H60ZM72 159H73V158H72ZM76 159H79V157L76 158ZM82 159H83V158H81V161L77 164V166H75V165L73 166V165H72L71 167H72V168H73V167H74V168L76 167V169H77V167L79 166L80 168H79L78 170H79V172H80V170H82L80 165H81L82 163H84V161H85V159H84V161H82ZM31 160H32V159H31ZM22 161H23L22 163H24V160H22ZM26 161H25V163L27 164ZM29 161H30V160L28 159V162H29ZM58 161L61 162V160H59V159H58ZM72 161H73V160H71V164H72ZM76 161H77V160H76ZM15 162H16V161H15ZM19 162H20V161H19ZM32 162H33V161H32ZM36 162H37V161H36ZM55 162H56V160H55ZM81 162H82V163H81ZM91 162H92V161H91ZM33 163H35V161H34ZM38 163H39V162H38ZM58 163H59V162H58ZM86 163H87V162L85 161V163L83 164V166H86L85 168H87V166L89 165V162H88L87 164H86ZM13 164H14V163H13ZM28 164H30V163H28ZM55 164H56V163H55ZM90 164H91V163H90ZM93 164L95 165V163L92 162V165H93ZM18 165H19V164H18ZM31 165H33V164H31ZM31 165H29V166L31 167ZM35 165H36V164H35ZM35 165H34V167H33V166L31 167V168H33V169H32L33 171H34V169L36 170V166H35ZM56 165H57V164H56ZM56 165H53V167H55ZM58 166H59V165H58ZM83 166H82V168L84 169ZM89 166H90V165H89ZM12 167H14V166H12ZM16 167H17V166H16ZM62 167H63V166H62ZM62 167H61V168H62ZM65 167H66V166H65ZM71 167H70V168H71ZM99 167L101 168V166H99V165H98V167L96 166V168H98V169L100 170ZM19 168H20V167H19ZM70 168H69V169H70ZM74 168H73V169H74ZM14 169H15V167H14ZM28 169H29V168H28ZM76 169H75V170H76ZM92 169H94V166H93ZM101 169H103V168H101ZM18 170H19V169H18ZM26 170H27V169H26ZM30 170H31V169H29L28 172H30ZM62 170H64V169H62ZM78 170H77V171H78ZM84 170L87 171L86 169H84ZM84 170H82V171H84ZM94 170H95V169H94ZM10 171H11V170H10ZM33 171H31L32 175H33V173L35 172V171H34V172H33ZM36 171H37L38 173H40V170H39L38 168H37ZM60 171H61V170H60ZM77 171H73V173H74V172H77ZM85 171H84V172H85ZM20 172H21V170H19V174H20ZM28 172H27V173H28ZM61 172H62V171H61ZM91 172H92V170H91ZM96 172H98V171L96 170ZM100 172H101V171H100ZM2 173H3V172H2ZM23 173H24V172H23ZM23 173H21V174H23ZM62 173H63V172H62ZM81 173H83V172H81ZM81 173H79V174H81ZM87 173H90V169H89V172L87 171ZM87 173H85V174L87 175ZM98 173H99V172H98ZM35 174H37V173H35ZM74 174H76V173H74ZM93 174H94V172H93ZM104 174H105V173H104ZM23 175H25V173H24ZM32 175H29V176H28V177L30 178V179H29L30 182L28 181V183H31V176H32ZM37 175H38V174H37ZM37 175H35L34 178H38L39 176L36 177ZM63 175H64V174H63ZM77 175H78V173H77ZM81 175H83V174H81ZM86 175H84V176L87 177ZM90 175H91V174H90ZM90 175H88V177H90ZM99 175H100V173L98 174V176H99ZM65 176H67V174H65L64 177H65ZM91 176L93 177V175H91ZM98 176H97V178H98ZM103 176H104V175H103ZM103 176H100V177H103ZM12 177H13V176H12ZM12 177H11V179H12ZM17 177H19V175H17ZM20 177H21V176H20ZM22 177H23V176H22ZM78 177H81V176L78 175ZM88 177H87V178H88ZM92 177H91V178H92ZM100 177H99V178H100ZM106 177H107V174L104 176V179H106ZM23 178H25V177H23ZM34 178L32 179V182H33V183H31V184L29 185V187H31V185H34V187H36L38 183L41 184V185L44 184L43 186H45L46 183L49 185L48 182H46V183H45V182H44V183H41V182H43V180H40V178H42V176H41L38 180H37V179L34 180ZM62 178H63V176H62ZM93 178H94V177H93ZM25 179H28L27 176H26ZM25 179H23V180H21V181L23 182ZM45 179H47V177H46ZM63 179H64V178H63ZM84 179H85V178H84ZM84 179H83V180H84ZM104 179H103V180H104ZM107 179H109V178L107 177ZM107 179H106V181H108ZM9 180H10V179H9ZM36 180H37V181H36ZM47 180H48V179H47ZM85 180H86V179H85ZM85 180H84V181H85ZM87 180H88V179H87ZM89 180H90V179H89ZM95 180H96V177H95ZM100 180H102V179L100 178ZM111 180H112V179H111ZM12 181H13V180H12ZM21 181H19V182H21ZM34 181H35L36 183H35ZM40 181H41V182H40ZM60 181H61V180H60ZM60 181H59V185H63V184H61V183H63L64 181H63V182L61 181V183H60ZM84 181H83V182H84ZM91 181H93V180H91ZM106 181H104V182L106 183ZM54 182H55V181H54ZM65 182H66V184H67L69 181L67 180V181H65ZM0 183H1V186H4V185L2 184V182H1V180H0ZM13 183H14V184H12V189L9 188V187H11V186L8 187V188L10 189V192H11V193H9V194H10V196H12V199H13V200H14V199H15V200H16V199L18 200L19 196H22V195L25 193V191H27V189H28L29 187H28L27 184H26V186H27L28 188H27V189L20 190V189H22V188L19 186V184L21 185V183H17L18 186L15 184V182H13ZM86 183H87V182H86ZM101 183H102V182H101ZM108 183H110V181H108ZM112 183H113V182H111V184H112ZM39 184H38V186H39ZM69 184H70V182H69L67 185L69 186ZM103 184H104V183H103ZM6 185L8 186V184H6ZM6 185H5V186H6ZM13 185H15V187H14ZM23 185L25 186V182L23 183ZM41 185H40V186H41ZM70 185H71V184H70ZM16 186H17V188H16ZM24 186H22V187L24 188ZM46 186H47V185H46ZM49 186L51 187V184H50ZM18 187L20 188L19 191H18ZM32 187H33V186H32ZM34 187H33V189H34ZM59 187H60V186H59ZM112 187H115V188H116V185H115V186H112ZM3 188H4V187H2V189H3ZM37 188H38V187H36V188L34 189V191L38 190ZM42 188H43V187H40V189H42ZM44 188H47V187H44ZM54 188H55V187H54ZM62 188L65 189V186H62ZM72 188H74V187H72ZM115 188H114V189H115ZM0 189H1V187H0ZM2 189H1V190H2ZM4 189H5V188H4ZM9 189H8V191H9ZM15 189H16V190H15ZM1 190H0V191H1ZM43 190H44V189H43ZM43 190H42V191H43ZM68 190H69V191H73V190H71V188H70V189L68 188ZM115 190H116V189H115ZM20 191H22V192H20ZM31 191H32V190H31ZM31 191H30V193H32ZM17 192H19V194H17ZM23 192H24V193H23ZM27 192H29V191H27ZM27 192H26V193H27ZM39 192H41V191H39ZM111 192H112V191H111ZM116 192H117V191H116ZM0 193H1V192H0ZM21 193H22V195H21ZM26 193H25V194H26ZM34 193H35V192H34ZM36 194H37V193H35V196H36ZM109 194H110V192H109ZM115 194H116V196H117V194H118V197H117V198H118V202H119V198H120L119 195H120V193H115ZM27 195H28V194H27ZM27 195H26V197H27ZM31 195H32V194H31ZM38 195H39V194H38ZM41 195H42V198H43V197L45 198V196H43V195H45V193H44V194L41 193ZM10 196H9V197H10ZM24 196H25V195H24ZM32 196L34 197V194H33ZM112 196H113V195H112ZM22 197H23V196H22ZM29 197H30V196H29ZM10 198H11V197H10ZM27 198H28V197H27ZM27 198H25V199H27ZM38 198H39V197H38ZM115 198H116V197H115ZM25 199H24V200H25ZM35 199H36V198H35ZM19 200H20V199H19ZM24 200H23V201H24ZM27 200H28V201L31 200V201H29V202H33V201H34V200L32 199V197H31V199L28 198ZM32 200H33V201H32ZM39 200H40V199H39ZM45 200H47V199L45 198ZM28 201H27V202H28ZM41 201H43V199H42ZM16 202H17V201H16ZM27 202L24 201V202H23L24 205L22 206V205H20V204H22V203L19 201V203H20L19 205H20L21 207H24L25 204H26ZM38 202H39V201H38ZM38 202H37V203H38ZM35 203H36V202H35ZM37 203H36L35 206H34L35 208H36V206L38 207ZM39 203H40V202H39ZM42 203H43V202H42ZM48 203H49V202H48ZM15 204H16V203H15ZM28 205H29L30 207H32V206H33V203H32V204L28 203V204L26 205V208H27ZM42 205H43V204H42ZM51 205H52V204H50V206H51ZM44 206H45V204H44ZM48 206H49V204H48ZM55 206H56V205H55ZM41 207H42V206H41ZM41 207H40V208H41ZM26 208H25V209H26ZM35 208H34V211L31 212L32 215H31V214L29 215V213H30V211H31L30 208H29L30 211H26V212H29L28 214L25 213V212H24V214H23V213L21 214V213H19L21 210H20V211L17 210V211H19V212H18V213H19V219H20V218H23V221H24V222L34 223V222H31V221H33V220H35V219H38V218H37L38 216H39V218H40V216L42 217V215H43V219L41 220V224H42V221H44V219H45V218H44L45 215H44L43 212L46 210V211H47L46 213H49L50 211L47 210V209H49V208L47 207V209H45V208H46V206H45L44 211H43V208H42V210H41V209H38V208H36V209H38V210H35ZM120 208H121V206H120ZM122 208H124V207H122ZM16 209H17V207L14 209V212H16V211H15ZM18 209H19V208H18ZM22 209H23V208H22ZM124 209H125V208H124ZM26 210H27V209H26ZM32 210H33V209H32ZM50 210H51V207H50ZM128 210H129V209H128ZM42 211H43V212H42ZM51 211H52V213H53V210H51ZM124 211H126V210H124ZM124 211H123V212H124ZM4 212H5V211H4ZM4 212H3V213H4ZM36 212H40L41 215H40L39 213H37V215H36ZM61 212H62V211H61ZM63 212H64V211H63ZM123 212H122V213H123ZM126 212H127V211H126ZM126 212H124V213H126ZM234 212H235V213L238 212V214L241 213V211H240V212H239V211H234ZM245 212H247V211H243V213H245ZM3 213H2V214H3ZM64 213H65V212H64ZM131 213H132V212H131ZM168 213H170V212H168ZM243 213H242V214H243ZM248 213H249V212L245 213V216L242 215L244 218H243L242 216L240 217V214H239V215L236 214V215L239 216L240 220H243V219L246 220V219H247L246 217H250V215H249L250 213H249V214H248ZM53 214H54V213H53ZM59 214H60V213H59ZM127 214H128V213H127ZM129 214H130V213H129ZM175 214L177 215V213H175ZM175 214H174L173 216H175ZM230 214L232 215V213H229L228 215H225L226 218H225V217L222 218V219L219 218V219H220V221H219L220 223H218V221H217L216 223H218V224H216V225H217V226L219 225L220 228L222 227V225L224 226V224H221V223L225 222V220L228 219V218L230 217ZM12 215H13V214H12ZM35 215H36V218L33 219V217H35ZM46 215H47V214H46ZM63 215L66 216V214H63ZM63 215H62V217H63ZM123 215H124V214H123ZM8 216H9V215H8ZM48 216H49V214H48ZM50 216H51V215H50ZM54 216L56 217V220L54 219V218H55ZM54 216H53V217H54V218H53L54 220H53L52 217H51V218H50V221L52 220L53 223H54V225H56V224H55V221H57L56 223H59V222L61 221V219H60V221H59V219L57 220V216H56V215H54ZM129 216H130V215H128V217H129ZM171 216H172V214H171ZM173 216H172V217H173ZM179 216H180V214H179ZM227 216H228V218H227ZM12 217H13V216H12ZM12 217H9V218L12 219ZM15 217H18V216L16 215ZM126 217H127V216H126ZM178 218H179V217H178ZM178 218H177V219H178ZM237 218H238V217L235 218V221H236ZM239 218H238L237 221H239ZM242 218H243V219H242ZM2 219H3V217H2ZM11 219H10V223H11ZM13 219H14V218H13ZM13 219H12V220H13ZM32 219H33V220H32ZM40 219H41V218H40ZM46 219H47V217H46ZM65 219L67 220V218H65V217H64L62 220H65ZM173 219H175V218L173 217ZM179 219H180V218H179ZM219 219H218V220H219ZM47 220H48V219H47ZM180 220L183 221L184 219H183V220L180 219ZM221 220H222V221H221ZM251 220H252V219H251ZM251 220H250V221H251ZM5 221H6V220H5ZM8 221H9V220H8ZM14 221L16 222V219H15ZM14 221H12L13 223H11V224H13V226L10 225L11 228L13 227L12 229H13L16 233H18V234H19V233H22V232L24 231V230H23V229H24V228H23L24 225L22 226V225L18 224V222H17V224H14V223H15ZM18 221H20V220H18ZM21 221H22V220H21ZM45 221H46V220H45ZM52 221H51V222H52ZM237 221H236V223H237ZM248 221H249V220H248ZM38 222H39V220L37 221V223H38ZM47 222H48V221H47ZM51 222H50V223H51ZM62 222H63V221H62ZM62 222H61V223H62ZM35 223H36V222H35ZM37 223H36V224H37ZM53 223H52V225H53ZM226 223H227V221H226ZM226 223H225V224H226ZM231 223H232V221H231ZM233 223H234V220H233ZM213 224H214V222H213ZM39 225H40V224H39ZM44 225H45V224H44ZM216 225L214 224V226H216ZM227 225H228V224H227ZM210 226H212V225H210ZM214 226H213V227H214ZM217 226H216V228H218V229H216L215 227H214V228L218 231L220 228H219V226H218V227H217ZM205 227H206V226H205ZM205 227H204V228H205ZM207 227H208V228H207ZM207 227H206V228H207L208 230L211 228V227L209 228V226H207ZM206 228H205V229H206ZM224 228H226V225H225ZM215 229H213V232H214V233H215V231H216ZM221 229H222V228H221ZM221 229H220V232H222ZM222 230H223V229H222ZM211 231H212V230H211ZM211 231H210V232H211ZM66 232H67V231H66ZM195 232H196V231H195ZM213 232L208 233V236H207V231L204 232V234H206V235L203 234V236H201V235L198 233V234L200 235V236H198V237H199L202 241H203V240L205 241V239L210 238L211 235H213V237L215 236V238H217V236H218L217 234H218V233L216 232L215 235H214ZM202 233H203V232H202ZM202 233H201V234H202ZM216 235H217V236H216ZM69 236H70V235H67V234H60V233L58 234V233H57L56 236H55V235H54V237L52 236V237H53V239H52L53 241H52L50 238H49V239H50V240H49V239L47 238V236H45V235L43 234V235H39V236L35 237V240L38 242L39 245L46 246V247L49 246V248H50V246H52V245H50L49 242H51V244H53L54 240H55V241H61V242L64 241L65 243H66L67 240H68L67 243H69V242L71 241L70 239L73 237V236H70V237H71V238H70ZM205 236H207V237H205ZM198 237H197V239H199ZM202 237H205V238L202 239ZM73 238H74V237H73ZM75 238H76V237H75ZM94 238H95V237H94ZM96 239H97V238H96ZM73 240H74V239H73ZM92 240H93V239H92ZM94 240H95V239H94ZM208 240H209V239H208ZM210 240H211V238H210ZM212 240H213V238H212ZM215 240H216V239H215ZM96 241H97V240H96ZM204 241H203V242H204ZM93 242H94V241H93ZM67 243H66V244H67ZM70 243H71V242H70ZM94 243H95V242H94ZM47 244H48V246H47ZM210 244H211V243H210ZM70 245H72V244H70ZM70 245H69V246H70ZM95 245H96V244H95ZM206 245H207V244H206ZM46 247H45V248H46ZM138 247H139V246H138ZM45 248L43 247V249H45ZM136 249H137V248H136ZM131 250H132V248H131ZM134 250H135V249H134ZM137 250L140 251V249H137ZM45 251H46V250H45ZM140 252H141V251H140ZM141 255H142V254H141ZM145 257H146V256H145ZM144 260H145V259H144Z\"/></svg>",
  "mask_w": 264,
  "mask_h": 264
}]
</instances>
